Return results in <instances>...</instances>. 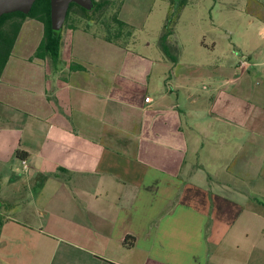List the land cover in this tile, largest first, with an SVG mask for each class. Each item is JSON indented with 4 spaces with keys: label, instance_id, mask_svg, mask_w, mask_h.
Masks as SVG:
<instances>
[{
    "label": "crops",
    "instance_id": "obj_1",
    "mask_svg": "<svg viewBox=\"0 0 264 264\" xmlns=\"http://www.w3.org/2000/svg\"><path fill=\"white\" fill-rule=\"evenodd\" d=\"M258 9L241 57L206 74L116 37L91 49L78 25L55 63L27 18L0 78V264H264Z\"/></svg>",
    "mask_w": 264,
    "mask_h": 264
},
{
    "label": "rangeland",
    "instance_id": "obj_2",
    "mask_svg": "<svg viewBox=\"0 0 264 264\" xmlns=\"http://www.w3.org/2000/svg\"><path fill=\"white\" fill-rule=\"evenodd\" d=\"M179 1L109 0V4L98 11L90 10L83 14L77 9L69 21L70 24L75 22L76 25L86 28L88 41L85 38L91 49L97 45L93 40L94 35H98L96 38L98 42L105 41V37H116L117 42L125 49L154 58L155 54L162 52L165 54L161 36L169 16L178 11L171 25L173 33L167 40L170 53L177 57L181 55L180 59L183 58L184 61L192 60V63L202 68L204 74L213 69L219 59L226 63L228 59L241 57L240 53L244 51L235 50L234 46L237 44L244 47L248 37L252 39L260 29L262 19L251 16L250 11L258 14V8L264 0H187L185 6H180ZM116 13L119 19L128 24L127 26L119 27L113 18ZM250 18H254V21L250 22ZM29 21L32 25L38 23L34 19ZM29 23L20 33L19 45L13 52L15 55L13 61L25 55L28 42L37 40L35 29L34 27L30 29ZM66 26L68 25L61 28L60 33ZM117 32H120L119 36ZM77 41L76 39L75 42ZM33 73H36L35 70ZM203 82L210 84L207 79ZM201 88L198 87V93L202 92ZM1 186L3 188L4 185Z\"/></svg>",
    "mask_w": 264,
    "mask_h": 264
},
{
    "label": "trees",
    "instance_id": "obj_3",
    "mask_svg": "<svg viewBox=\"0 0 264 264\" xmlns=\"http://www.w3.org/2000/svg\"><path fill=\"white\" fill-rule=\"evenodd\" d=\"M187 0H180V6H185ZM94 6L92 11L101 10L103 7L109 4V0L98 2L93 0ZM82 11L83 14H87L90 10L78 5L77 3H71L67 13V18L64 25L75 28V22L70 24V16L72 13H76V10ZM178 11H174L171 16L167 19L165 24V31L161 36V45L166 55L172 56L173 60H176V56L170 53V47L168 45V37L173 33L171 25L174 23L173 18L176 16ZM27 18H35L41 21L44 25V35L37 48L36 56L40 58H51L53 62H57L59 59V47L61 42L60 31H55L51 25V3L50 0H36L31 11L27 14L16 11L11 13L3 14L0 17V78L5 68V65L12 54L15 42L18 38L19 32L23 25V22ZM114 20L117 22L120 28L127 26L128 24L123 20L119 19L118 14L113 15ZM120 31V29H118ZM117 36L120 32H117ZM83 66L73 63L70 66L71 70L82 69ZM2 222L0 221V227ZM125 245L131 247L134 245V238L129 237L125 240Z\"/></svg>",
    "mask_w": 264,
    "mask_h": 264
},
{
    "label": "water",
    "instance_id": "obj_4",
    "mask_svg": "<svg viewBox=\"0 0 264 264\" xmlns=\"http://www.w3.org/2000/svg\"><path fill=\"white\" fill-rule=\"evenodd\" d=\"M36 0H0V17L3 14L21 11L29 13ZM77 3L85 9H92L93 0H50L51 25L55 31H60L64 26L71 3Z\"/></svg>",
    "mask_w": 264,
    "mask_h": 264
},
{
    "label": "built area",
    "instance_id": "obj_5",
    "mask_svg": "<svg viewBox=\"0 0 264 264\" xmlns=\"http://www.w3.org/2000/svg\"><path fill=\"white\" fill-rule=\"evenodd\" d=\"M25 163V162H24Z\"/></svg>",
    "mask_w": 264,
    "mask_h": 264
}]
</instances>
